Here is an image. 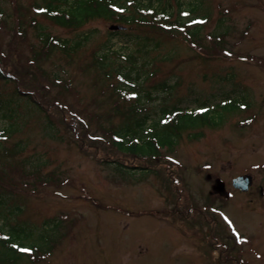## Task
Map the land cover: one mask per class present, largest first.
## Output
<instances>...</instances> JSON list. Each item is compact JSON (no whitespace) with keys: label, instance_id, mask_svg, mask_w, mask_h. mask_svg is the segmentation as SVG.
<instances>
[{"label":"rangeland","instance_id":"374dc122","mask_svg":"<svg viewBox=\"0 0 264 264\" xmlns=\"http://www.w3.org/2000/svg\"><path fill=\"white\" fill-rule=\"evenodd\" d=\"M36 1L0 0V67L11 78L0 80V95L14 100L17 126L2 145L24 146L0 161V187L10 193L0 224L16 241L47 245L32 264H264V0H135L193 22L163 32L131 27L119 37L108 35L111 21L102 19L78 29L52 24L34 10ZM32 19L54 36L90 35L69 57L55 51L34 63ZM194 24L197 39L188 33ZM112 36L113 65L129 64L125 56L133 54L149 97L116 92L117 74L92 64ZM162 80L168 88L154 87ZM203 104L220 110V123L183 131L156 156L132 158L110 142L109 131L132 106L150 123L164 106ZM225 104L234 111L222 112ZM9 121L0 109V128ZM235 173H250L252 183L229 196ZM212 177L223 187L222 204L209 197L227 214L222 225L218 210L206 208ZM15 205L21 210L11 211ZM16 225L32 237L9 229Z\"/></svg>","mask_w":264,"mask_h":264},{"label":"trees","instance_id":"16d2710c","mask_svg":"<svg viewBox=\"0 0 264 264\" xmlns=\"http://www.w3.org/2000/svg\"><path fill=\"white\" fill-rule=\"evenodd\" d=\"M34 9L40 12L42 17L59 27L77 29L95 19L107 20L115 23L125 25V29L128 31L131 27L146 26L148 28L157 29L161 32L178 29L183 25L181 17L173 18L170 13H167L164 8L153 9L152 12H147V6L141 2L133 1L128 3L127 0H39L33 4ZM15 8V7H14ZM38 9H44V11H38ZM194 10V9H192ZM191 10V11H192ZM6 20L4 15V8L0 4V21ZM32 27L35 31V37L39 42V46L33 51L32 59L34 63L38 60L47 57L53 52H58L66 57H69L75 53L89 38L90 33H84L82 37L78 39H67L58 36H54L45 30V27L36 23L32 19ZM19 27V25H18ZM199 28L195 25L188 31L193 39H197V33ZM125 33L123 30H111L108 35H114ZM111 38H107L104 41V48H101V52H94L92 54V64L98 68L102 74L110 76L111 72H115L118 76V83L115 86L116 92H133L138 96L137 92H147L145 95L150 96V91L141 87V82L136 79L139 77V70L134 67V56L128 54L125 56L126 64L122 66L117 64L113 65V59L116 50L111 49ZM121 38V37H120ZM138 43L141 47H145L146 39H139ZM109 43V44H108ZM156 45V44H155ZM139 48V49H140ZM96 53V54H95ZM124 67V68H123ZM123 68V69H122ZM11 79L7 74L3 72L0 67V80ZM136 79L134 82L130 80ZM133 84V85H132ZM170 84L165 80L160 81L157 86L160 89L168 88ZM27 98L34 103V106L40 110L46 108L42 106L32 95L26 94ZM139 100V97H138ZM14 100L10 97H2L0 95V109L4 111V115L10 119L9 122L2 128H0V161L6 156L15 155L18 152L23 151V144L19 141H14L11 146L5 147L2 145L7 137L12 135L17 129L16 124L12 122L14 109L11 107ZM37 104V105H36ZM201 110L181 109L178 106H164L161 108L160 118L147 123V114L138 113L139 108H130L124 114L126 115L115 128L109 131L110 142L117 150L122 151L127 156L132 158L138 155L142 156H156L160 148H170L175 145L183 131L194 130L201 126L217 125L218 120L216 115L220 114L219 109L211 110L210 108L202 107ZM222 112H233V108L228 104L220 107ZM47 128H51L52 122L45 123ZM196 136L198 133H192ZM118 165L128 167L129 169H146L152 166H136L129 165L122 161H115ZM3 187H0V208L7 206L10 193L3 191ZM210 201L209 203H211ZM208 203V202H207ZM15 211L20 207L13 206ZM12 211V210H11ZM14 232L23 231L28 233L22 226H13L9 228ZM7 234V235H6ZM36 237V239L41 238ZM42 239V238H41ZM42 241V240H41ZM43 244V243H42ZM42 249V245L39 242L27 244L25 241H16L9 232H6L2 225H0V262L6 259H10L12 264H26V259L33 262L37 259V256L41 253H45L48 249L47 245ZM24 256V261H19V258Z\"/></svg>","mask_w":264,"mask_h":264},{"label":"water","instance_id":"95a60500","mask_svg":"<svg viewBox=\"0 0 264 264\" xmlns=\"http://www.w3.org/2000/svg\"><path fill=\"white\" fill-rule=\"evenodd\" d=\"M117 27H118L117 25H111L110 26V28H117ZM249 180H250L249 174L240 175V176L235 177L232 180V184L236 187L241 188V189H246L248 186Z\"/></svg>","mask_w":264,"mask_h":264},{"label":"snow or ice","instance_id":"6c2138e0","mask_svg":"<svg viewBox=\"0 0 264 264\" xmlns=\"http://www.w3.org/2000/svg\"><path fill=\"white\" fill-rule=\"evenodd\" d=\"M38 11H44V9H38ZM130 95H135V93H130Z\"/></svg>","mask_w":264,"mask_h":264}]
</instances>
